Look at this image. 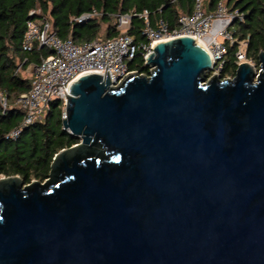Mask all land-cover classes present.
I'll use <instances>...</instances> for the list:
<instances>
[{
    "label": "water",
    "instance_id": "1",
    "mask_svg": "<svg viewBox=\"0 0 264 264\" xmlns=\"http://www.w3.org/2000/svg\"><path fill=\"white\" fill-rule=\"evenodd\" d=\"M258 60L208 78L209 51L179 36L149 76L73 82L62 124L80 143L45 182L0 178V264H264Z\"/></svg>",
    "mask_w": 264,
    "mask_h": 264
},
{
    "label": "trees",
    "instance_id": "2",
    "mask_svg": "<svg viewBox=\"0 0 264 264\" xmlns=\"http://www.w3.org/2000/svg\"><path fill=\"white\" fill-rule=\"evenodd\" d=\"M220 0H207L211 11ZM195 0H0V90L10 103L15 104L21 94L32 86L31 78L23 75L31 65H37L52 51L35 45L24 50L23 41L28 21L50 20L53 30L62 39L84 43L97 37L113 38L117 30L118 15L141 13L148 10L152 23L159 19L168 22L171 29L177 27L181 13H191ZM232 9H240L244 21L232 25L236 42H228L227 64L222 77H234L237 51L242 41H247L246 55L258 61L264 51V0H226ZM34 12L31 14V12ZM85 14H94L89 20L80 21ZM144 19L134 17L128 33L136 41L145 42ZM107 25L101 36L102 25ZM139 63H130V70L148 75L151 69L145 64L142 52ZM136 60V59H135ZM135 62V61H134ZM138 69H135V67ZM25 112L18 106L3 109L0 103V178L19 176L25 184L34 180L45 182L50 175L55 156L63 149L80 143V139L63 129L62 108L59 101L52 102L44 120L21 127ZM21 128L16 138L13 131Z\"/></svg>",
    "mask_w": 264,
    "mask_h": 264
},
{
    "label": "built area",
    "instance_id": "3",
    "mask_svg": "<svg viewBox=\"0 0 264 264\" xmlns=\"http://www.w3.org/2000/svg\"><path fill=\"white\" fill-rule=\"evenodd\" d=\"M206 2L207 0H195L191 13H181L178 16L175 29H171L164 19H159L154 25L148 10L141 13L119 14L117 24L119 35L107 39L97 37L81 44L71 38L59 37L53 30L50 20H29L23 41L24 50L31 51L37 44L51 50L52 54L43 57L39 64L29 67L28 71L33 69L31 89L21 94L15 104L10 103L7 94L0 90V103L3 109L12 106L21 108L25 115L20 126L25 127L42 121L50 104L59 100L63 103L62 119H66L67 94L71 96V84L81 76L96 73L106 78L109 71L112 86L117 87L129 76L139 73L129 68V62L134 61L138 51L142 52L145 64L148 65V58L159 42L179 36H191L202 40L214 63L213 70L206 73L207 77H221L227 64V44L236 42L232 25L236 21H244L245 16L240 9L230 8L226 0H220L211 11L206 9ZM33 13L32 11L31 14ZM93 15L85 14L79 20L87 21ZM134 17L144 19L143 35L147 39L145 42L136 41L128 33ZM246 49L247 41H242L236 53L237 66L249 63L259 72L260 63L248 58ZM150 69L151 73L155 71V67ZM20 131L21 128L13 131L11 137L16 138Z\"/></svg>",
    "mask_w": 264,
    "mask_h": 264
},
{
    "label": "rangeland",
    "instance_id": "4",
    "mask_svg": "<svg viewBox=\"0 0 264 264\" xmlns=\"http://www.w3.org/2000/svg\"><path fill=\"white\" fill-rule=\"evenodd\" d=\"M206 5H207V2H206ZM106 28H107V25H105V24H103L102 25V29H101V32H100V35L101 36H105V31H106ZM103 38V37H102ZM139 52L140 51H138V54H137V57L134 59V61H132V62H129V67H130V63H139V60L141 59L140 58V56H139ZM257 63H259V60L258 61H256ZM135 69H138V67L136 66L135 67ZM237 69V68H236ZM32 73H33V69L31 68V70L30 71H28V72H24L23 73V75L24 76H26L27 78H31L32 77ZM226 78V77H225ZM57 101H59V100H57ZM54 102V101H53ZM60 102V104H61V108H62V106H63V103L61 102V101H59ZM52 104V103H51ZM51 104H50V106H51ZM48 112V111H47ZM45 118V117H44ZM44 120V119H43ZM35 181V180H34Z\"/></svg>",
    "mask_w": 264,
    "mask_h": 264
},
{
    "label": "bare ground",
    "instance_id": "5",
    "mask_svg": "<svg viewBox=\"0 0 264 264\" xmlns=\"http://www.w3.org/2000/svg\"><path fill=\"white\" fill-rule=\"evenodd\" d=\"M200 44H202L203 45V42H202V40H200V39H196Z\"/></svg>",
    "mask_w": 264,
    "mask_h": 264
},
{
    "label": "crops",
    "instance_id": "6",
    "mask_svg": "<svg viewBox=\"0 0 264 264\" xmlns=\"http://www.w3.org/2000/svg\"><path fill=\"white\" fill-rule=\"evenodd\" d=\"M30 67V66H29ZM29 67H28V69H29ZM28 69H27V72H28ZM33 74V73H32Z\"/></svg>",
    "mask_w": 264,
    "mask_h": 264
}]
</instances>
